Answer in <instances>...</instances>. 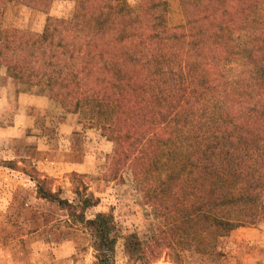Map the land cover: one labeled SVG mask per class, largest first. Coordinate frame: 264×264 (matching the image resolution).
<instances>
[{
  "label": "trees",
  "instance_id": "obj_1",
  "mask_svg": "<svg viewBox=\"0 0 264 264\" xmlns=\"http://www.w3.org/2000/svg\"><path fill=\"white\" fill-rule=\"evenodd\" d=\"M13 1L0 0V11ZM106 2L78 0L70 18H49L42 35L0 23V67L22 82L44 80L65 105L96 108L116 140L111 173L131 169L164 217L148 247L136 234L125 237L129 260L150 264L166 247L213 252L242 225L212 208L230 188L228 175L245 181L239 200L264 196V67L245 69L230 98L212 92L216 49L207 36L226 0H183L187 23L177 27L168 24L167 0L104 13ZM88 33L105 37L104 48H87ZM79 177L73 173L76 219L116 243L112 213L84 215L99 200ZM38 181L40 197L57 199L49 178Z\"/></svg>",
  "mask_w": 264,
  "mask_h": 264
},
{
  "label": "rangeland",
  "instance_id": "obj_2",
  "mask_svg": "<svg viewBox=\"0 0 264 264\" xmlns=\"http://www.w3.org/2000/svg\"><path fill=\"white\" fill-rule=\"evenodd\" d=\"M78 0H18L0 11V23L42 35L49 18H70ZM183 0H167L171 27L186 25ZM189 2V0H187ZM141 0H107L102 12H134ZM264 0H226L210 23L207 42L216 49L212 92L230 98L242 72L264 67ZM100 50L105 37L82 36ZM92 106H68L51 97L44 80L26 83L0 67V264H141L129 260L125 237L136 234L148 247L164 217L146 201L131 169L114 175L115 137L104 133ZM73 173L80 174L98 204L85 208L94 218L112 213L117 228L103 242L78 221L82 215ZM49 178L55 200L40 197L39 179ZM229 190L213 210L239 222L210 253L166 247L150 264H264V196L239 200L245 181L228 175Z\"/></svg>",
  "mask_w": 264,
  "mask_h": 264
}]
</instances>
